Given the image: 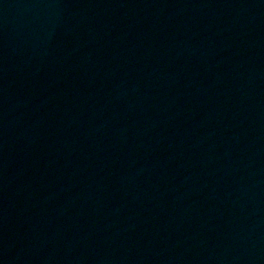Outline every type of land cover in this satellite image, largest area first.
<instances>
[{
	"label": "water",
	"instance_id": "95a60500",
	"mask_svg": "<svg viewBox=\"0 0 264 264\" xmlns=\"http://www.w3.org/2000/svg\"><path fill=\"white\" fill-rule=\"evenodd\" d=\"M0 264H264V0H0Z\"/></svg>",
	"mask_w": 264,
	"mask_h": 264
}]
</instances>
